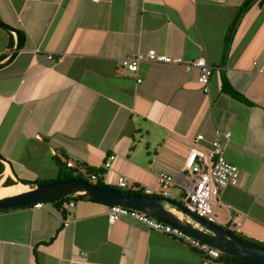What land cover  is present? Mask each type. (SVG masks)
Wrapping results in <instances>:
<instances>
[{
	"label": "crops",
	"instance_id": "crops-1",
	"mask_svg": "<svg viewBox=\"0 0 264 264\" xmlns=\"http://www.w3.org/2000/svg\"><path fill=\"white\" fill-rule=\"evenodd\" d=\"M243 2L0 0V20L25 36L15 51L16 31L0 27V185L10 177L21 192L34 185L17 178L54 180L59 157L102 168L108 185L122 176L162 197L157 172L179 176L191 148L218 139L240 178L220 191L216 223L264 242V1L247 9L223 53ZM148 49L204 57L209 91L196 68L142 62L133 73L116 62ZM222 72L251 105L221 90ZM77 196L67 211L50 201L0 211V264L202 263L181 240L129 218L110 223L108 204ZM170 199L179 202L169 195L163 204L188 220Z\"/></svg>",
	"mask_w": 264,
	"mask_h": 264
},
{
	"label": "built area",
	"instance_id": "built-area-1",
	"mask_svg": "<svg viewBox=\"0 0 264 264\" xmlns=\"http://www.w3.org/2000/svg\"><path fill=\"white\" fill-rule=\"evenodd\" d=\"M91 1L99 2L101 0ZM48 58H52V56L48 55ZM116 62L119 67L133 73L138 72L142 62L176 64L183 66L186 70L196 68L198 70L197 79L202 91L204 93L209 91V82L213 68L202 56L191 61H185L180 56H171L160 53L155 49H148L146 52L127 54ZM137 81L140 82L141 79L138 78ZM225 137H229L228 132H226ZM202 138V135L197 136L198 140ZM114 158V155H109L103 167L109 168ZM67 166L74 167L75 163L67 161ZM239 178V168L226 159L224 146L218 139L212 141L211 147L208 150L196 147L191 148L185 158L184 167L179 176L174 177L163 171L157 172L158 186L163 198L169 197V188L171 186L179 185L182 191L179 205L212 222H216L213 215V206L218 202L220 191L228 186H238ZM91 179L95 180V175H92ZM117 185L125 188L127 185L126 178L120 176L117 180ZM146 192L150 193L149 190ZM73 206L74 202L68 199H62L60 203V209L63 211H67ZM34 207L40 208L42 207V203L37 202L34 204ZM107 218L110 223H114L122 218H129L145 225L149 229L160 231L181 240L200 252L203 257L201 264H210V262L214 264H227L221 259L223 252L219 249L202 242L180 228L157 220L137 209L111 204L107 211Z\"/></svg>",
	"mask_w": 264,
	"mask_h": 264
},
{
	"label": "water",
	"instance_id": "water-1",
	"mask_svg": "<svg viewBox=\"0 0 264 264\" xmlns=\"http://www.w3.org/2000/svg\"><path fill=\"white\" fill-rule=\"evenodd\" d=\"M0 27L16 31L18 43L15 51H17L20 48V36L17 30L1 20ZM14 53L15 52H13V55ZM72 194L84 195L110 204H118L137 209L157 220L182 229L202 242L219 249L223 253L231 256H238L256 264H264V246L246 240L232 233V231L225 226H220L216 222L200 217L178 203L171 202L178 210L198 222L204 228L203 230L192 226L189 222L179 219L172 214L163 204V202H167L168 200L162 197L133 193L116 189L112 186H100L82 178H64L44 181L36 184L30 189L0 197V209L32 204L35 202H48L52 199H62Z\"/></svg>",
	"mask_w": 264,
	"mask_h": 264
},
{
	"label": "trees",
	"instance_id": "trees-1",
	"mask_svg": "<svg viewBox=\"0 0 264 264\" xmlns=\"http://www.w3.org/2000/svg\"><path fill=\"white\" fill-rule=\"evenodd\" d=\"M255 1H257L258 3H262L264 0H244L242 5L238 7L237 12L234 15L232 21L230 22V24H229V26L227 28V31L225 33V36H224V42H223V53L224 54H226V52L228 50L230 41H231V39H232V37L234 35V31L236 30L240 19L246 13L247 9H249L250 6L252 4H254ZM17 32L20 35V45H23V40L25 39V36H24V34H23V32L21 30H17ZM8 44H9L8 48H12L14 46L13 45L14 41H13L12 37H9ZM222 65H224V57L221 59L220 63L218 64V66H220V67ZM221 90L224 93H226L227 95L231 96L233 99L237 100V101H240L242 103L249 104V105H251L253 103L246 96H244L242 93L238 92L236 89H234L232 87V85L228 81L227 76H226V74L224 72L221 73ZM55 161H56V164L58 166V172H57V176H56V178L54 180L64 179V178H82V179H85L83 177V175L86 173L90 177V180H89L90 182L95 183V184L100 185V186H111V185L106 184L103 181V178L99 177V175L103 176L105 174V171L102 168H98V167H95V166H92V165H86L85 163H75L74 167H68L67 166V161L62 162L59 159V157H55ZM92 175H95V177H96L95 180L91 179ZM17 180L19 182H21L22 184H25V185L26 184H30V185H34V186L36 184L40 183V182H44L42 180H35V181L32 182L30 180L23 179V178H21V179L17 178ZM16 183H17L16 181L11 179L10 177H7L5 179V181L2 183V185L3 186H9V185H13V184H16ZM112 187H114L116 189H120V190H126V191L133 192V193H139V194L148 195L141 188L132 189V188H128L127 185H126L125 188H121L118 185H113ZM77 198H87V199H90V200L99 201V200H96V199H93V198H89V197L84 196V195H78ZM74 199H76V197ZM170 201L173 202V203H179L178 201L171 200V199H170ZM50 202L55 203L57 206H59V204H60V200L59 199H52V200H50ZM99 202H103V203H106V204L110 205V203H108V202H104V201H99ZM32 205L33 204L18 205V206L11 207V208L0 209V211H9V210H12V209L21 208V207H29V206H32ZM234 234L239 235L240 237H242L240 234H237L236 232H234ZM244 239H246V238H244ZM246 240L251 241V239H246ZM253 242H255V241H253ZM255 243H257L260 246H264V244H263L264 242L263 243L255 242ZM221 259L224 260L227 264H256V263H254L252 261H249L247 259H244V258H241V257H238V256H231V255H228L226 253H223L221 255Z\"/></svg>",
	"mask_w": 264,
	"mask_h": 264
},
{
	"label": "bare ground",
	"instance_id": "bare-ground-1",
	"mask_svg": "<svg viewBox=\"0 0 264 264\" xmlns=\"http://www.w3.org/2000/svg\"><path fill=\"white\" fill-rule=\"evenodd\" d=\"M20 190H21V187L19 185H14V186H3V185L1 186L0 185V197H4V196H8V195H11V194L18 193ZM177 211L180 212L181 214H183L184 216H186V217L189 218L188 220L185 219L186 222H189L190 223V220H192L196 224V225H192L190 223L192 226H194L196 228L200 227L199 229H202V230L204 229L198 222L194 221L191 217H189L188 215L184 214L183 212H181L179 210H177ZM170 212L173 214L172 211H170Z\"/></svg>",
	"mask_w": 264,
	"mask_h": 264
},
{
	"label": "rangeland",
	"instance_id": "rangeland-1",
	"mask_svg": "<svg viewBox=\"0 0 264 264\" xmlns=\"http://www.w3.org/2000/svg\"><path fill=\"white\" fill-rule=\"evenodd\" d=\"M104 176V175H103ZM103 176H101V175H99V177H101V178H103ZM83 177L85 178V179H87V180H90V177H89V175H87L86 173L83 175ZM92 181V180H91ZM104 181V180H103ZM174 186H176V185H173V186H171L170 188H169V195H170V197H172V198H175L176 200H180V198H181V194L179 193V191H180V188H177V187H174ZM180 187V186H179ZM159 192H160V190L158 189V192H157V194L159 195ZM45 203V202H44ZM213 213L214 214H216V212L214 211V206H213ZM243 238H245V236H243ZM251 241L253 242V241H255V242H259V243H263V242H260L259 240H257V239H251ZM254 242V243H255ZM264 244V243H263Z\"/></svg>",
	"mask_w": 264,
	"mask_h": 264
},
{
	"label": "clouds",
	"instance_id": "clouds-1",
	"mask_svg": "<svg viewBox=\"0 0 264 264\" xmlns=\"http://www.w3.org/2000/svg\"><path fill=\"white\" fill-rule=\"evenodd\" d=\"M70 196H71V195H69V196H67V197H64V198H62V199L72 200V199H70ZM162 198H163V197H162ZM62 199H59V200H60V203H61ZM164 199L167 200V198H164ZM72 201H73V200H72ZM35 203H37V202H35ZM35 203H32V204H33V205H32L33 207H34V204H35ZM41 203H42V205H43L44 202H41ZM178 204H179V203H178ZM110 205H111V204H110ZM110 205H109V206H110ZM59 208H60V204H59ZM60 210H61V209H60ZM108 222H109V221H108Z\"/></svg>",
	"mask_w": 264,
	"mask_h": 264
}]
</instances>
